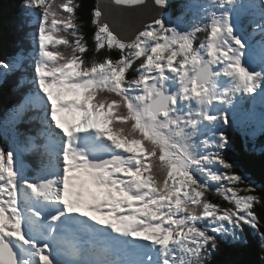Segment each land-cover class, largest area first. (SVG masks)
Here are the masks:
<instances>
[{
  "label": "snow or ice",
  "instance_id": "6c2138e0",
  "mask_svg": "<svg viewBox=\"0 0 264 264\" xmlns=\"http://www.w3.org/2000/svg\"><path fill=\"white\" fill-rule=\"evenodd\" d=\"M168 7L96 0L89 46L76 0H25L33 51L0 59V85L32 62L0 122L16 144L0 146V264H213L222 242L248 243L245 226L264 251V195L227 131L264 108V0ZM29 114L35 135L17 131Z\"/></svg>",
  "mask_w": 264,
  "mask_h": 264
},
{
  "label": "trees",
  "instance_id": "16d2710c",
  "mask_svg": "<svg viewBox=\"0 0 264 264\" xmlns=\"http://www.w3.org/2000/svg\"><path fill=\"white\" fill-rule=\"evenodd\" d=\"M57 2L59 3L60 1L57 0ZM76 2L82 6L80 22L84 25L83 34L86 36L89 46H92L94 29L89 22V10L95 5L96 0H76ZM24 3L25 0H0V59L5 61L21 51L25 55H28L32 49L31 43H28L29 31L32 29V26L28 24L29 17L24 8ZM245 28L248 29V26L245 25ZM58 47L63 51L62 45ZM112 55L113 58H116L117 53L113 52ZM91 58L92 54L89 55V59ZM97 59H102V57H97ZM31 63L30 60L25 62L26 71L30 68L29 65ZM26 71L9 75L6 81L0 85V122H3L9 112L18 104V102L13 101L11 95L14 99L18 100L15 98L20 91L18 89V82L21 81ZM34 124L35 122L32 124L31 120L26 126H23L20 122L17 125V131L24 135H35L37 128ZM24 130L29 134H26ZM14 142L11 135H8L6 140L0 137V144L6 148L14 147L12 145ZM229 155L231 159H234L239 164L237 171L248 178L257 189L258 194L264 195V137L257 138L250 149L241 142L239 137L234 138L233 149ZM243 194L240 193V195ZM206 197L221 206H230L218 194L208 193ZM254 210L257 212V215L264 218V206L254 205ZM245 227L248 242L251 238L252 242L248 245L232 243L231 241L229 243L222 242L221 251L214 256L213 264H264V261L261 260L264 251L261 250L259 244L255 243L258 240L256 241L254 237L258 236L253 230L247 226ZM261 230L264 231V228Z\"/></svg>",
  "mask_w": 264,
  "mask_h": 264
},
{
  "label": "water",
  "instance_id": "95a60500",
  "mask_svg": "<svg viewBox=\"0 0 264 264\" xmlns=\"http://www.w3.org/2000/svg\"><path fill=\"white\" fill-rule=\"evenodd\" d=\"M167 10V9H166ZM166 10H163L164 12ZM154 14L152 9H149L147 13H129L128 15L136 20L138 23L140 20L146 18L147 15Z\"/></svg>",
  "mask_w": 264,
  "mask_h": 264
},
{
  "label": "bare ground",
  "instance_id": "6f19581e",
  "mask_svg": "<svg viewBox=\"0 0 264 264\" xmlns=\"http://www.w3.org/2000/svg\"><path fill=\"white\" fill-rule=\"evenodd\" d=\"M24 132H25L26 134H29V133H28L27 131H25V130H24Z\"/></svg>",
  "mask_w": 264,
  "mask_h": 264
},
{
  "label": "rangeland",
  "instance_id": "374dc122",
  "mask_svg": "<svg viewBox=\"0 0 264 264\" xmlns=\"http://www.w3.org/2000/svg\"><path fill=\"white\" fill-rule=\"evenodd\" d=\"M252 114H254V113H250V115H252Z\"/></svg>",
  "mask_w": 264,
  "mask_h": 264
}]
</instances>
